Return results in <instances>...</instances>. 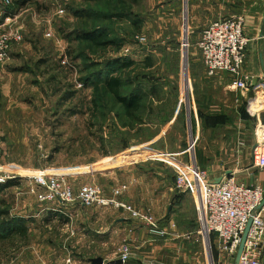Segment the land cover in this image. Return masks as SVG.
I'll list each match as a JSON object with an SVG mask.
<instances>
[{"label":"rangeland","instance_id":"1","mask_svg":"<svg viewBox=\"0 0 264 264\" xmlns=\"http://www.w3.org/2000/svg\"><path fill=\"white\" fill-rule=\"evenodd\" d=\"M11 1L7 7L0 0V34L10 29L21 39L11 43L7 57L0 60V165L15 173L13 185L0 191V264H52L55 254L63 253L86 264L89 250L70 235L64 225L69 217L56 215L55 203L39 202L23 175L43 169L66 175L79 185L88 183L89 173L99 176L113 170L110 167L128 163L131 157L139 158L134 156L139 151L136 147L150 135L148 124L130 126L102 82L95 78L86 85L82 82L84 75L112 56H129L135 61L114 74L122 78L123 91L134 85L143 91L140 110L144 122L150 121L151 105H158L160 111L164 104H180L181 117L169 130L167 146L158 149L176 152L190 148L191 133L193 139L197 135V112L213 111L210 104L226 97L222 86L213 85L215 77L206 75L197 46L201 30L212 21L206 16L212 13V6L207 12L201 4L198 12L188 9L184 15L183 0ZM231 4L223 0L221 18L229 17L231 11L237 13L229 11ZM85 6L91 11L86 22L71 11ZM59 8L64 11L58 12ZM132 21L137 22L136 28ZM96 25L108 26L116 42L94 45L75 36L76 29ZM253 93H245L241 108L255 119L246 109ZM198 142L185 154L194 155ZM123 153L128 157L120 162ZM176 205L173 201L171 206ZM109 213L103 212L102 218ZM194 218L196 222V215ZM18 224L25 227V233L12 230L6 234ZM186 230L180 226L171 232ZM42 243L56 247L45 263L38 248ZM201 251L208 264L203 248Z\"/></svg>","mask_w":264,"mask_h":264},{"label":"crops","instance_id":"2","mask_svg":"<svg viewBox=\"0 0 264 264\" xmlns=\"http://www.w3.org/2000/svg\"><path fill=\"white\" fill-rule=\"evenodd\" d=\"M167 1L172 3L178 0ZM225 1L236 4L228 7L229 11L237 12L231 11L230 16L242 13L245 17L243 33L249 42L246 46L244 68L256 79L264 82L263 41L258 38L264 32V0H238L239 4L236 0ZM184 2L185 0H183V11H185ZM186 3V9H190L192 13L198 12L201 4H203L201 6L203 10L207 12L211 11L210 6H212V13L206 15L211 16L212 21L223 17L221 16L223 0H186ZM212 77H215L213 85L222 86L221 93L226 97H223L219 103L209 106L213 109V111L210 109V113L218 116L217 122L204 125L197 116L196 128L199 142L194 154L196 162L213 181L228 175L234 177L237 182L246 185L259 184L264 189V168L257 166L253 156L257 132L262 131L261 136L264 138V108L259 113L261 129H258L257 119L249 118L244 107L241 108L245 92L238 94V92L228 91L227 89L234 90V88L231 86V78L226 73ZM256 79L254 78L253 82ZM171 113V118L166 123H162L154 116L152 121L139 125L148 124L151 133L148 137L141 139L138 146L136 145L139 151L134 156H138V159L131 157L132 160L128 163L121 167H118L119 164L110 167L113 170L100 172L99 176L89 173L91 177L88 181V183H96V179L100 180L99 185L105 197L111 196L113 188L125 185L126 188L121 191L117 200L140 212L150 214L159 228L166 231V234L159 235L151 232L149 224L136 219L122 207L97 205L85 207L77 202L48 203L57 205L52 208L56 215L62 219L63 216L69 217V221L65 219L64 225L69 227L71 236L74 234L76 243L81 240L82 245L89 250L87 259L95 256L102 257L104 261L118 259L117 250L123 242L131 245L132 254L128 261L121 264H205L202 248L210 264L208 244L211 254L215 257L214 237L211 236L208 242L200 232L195 198L189 191L176 190L174 184L172 164L185 160L184 158L188 155L180 154L184 149L176 152L158 149V146L162 148L167 146L169 130L181 117L180 104L171 107ZM137 127L135 129H138ZM161 152L170 156L174 155L173 159L162 157V155L154 156ZM173 201L178 204L176 208L171 206ZM262 204L261 216L264 219V200ZM103 212L110 213L102 218ZM161 225L165 226L161 227ZM180 226H184L187 230L176 234L171 232H174L175 227L179 229ZM38 248L45 257L42 258L44 263L49 254L56 253V247L49 243H42L38 245ZM261 249V264H264V238ZM65 256L64 253L62 256L55 254L52 264H61ZM86 264H89V261Z\"/></svg>","mask_w":264,"mask_h":264},{"label":"built area","instance_id":"3","mask_svg":"<svg viewBox=\"0 0 264 264\" xmlns=\"http://www.w3.org/2000/svg\"><path fill=\"white\" fill-rule=\"evenodd\" d=\"M8 6L11 0H3ZM59 8L58 12H63ZM11 21V16L5 17ZM245 17L235 14L209 22L200 32L197 46L202 55V62L207 76L212 77L226 73L231 78V86L241 93L253 91L252 97L247 99V112L257 119V128L261 129L258 118L264 108V82L246 72L245 52L249 39L243 33ZM47 35L51 33L47 31ZM263 41L264 32L258 37ZM20 34L6 30L0 34V60L7 57L10 44L18 42ZM188 43V42H187ZM185 43V46L188 44ZM256 79L253 82V79ZM260 95H257L259 94ZM257 132L253 156L258 167L264 168V138ZM190 148L184 149L180 154L193 149L197 140L190 136ZM127 153H123L120 162ZM169 157L166 153H157L154 156ZM164 155V156H163ZM176 157V156H175ZM187 160L176 161L174 168V184L179 191H189L197 203L200 232L207 241L214 237L215 257L211 254V264H233L236 252L249 218L251 223L239 256L238 264H261V243L264 238L263 210L264 189L259 184L246 185L237 182L232 176H224L219 182L209 179L206 172L197 164L195 155H188ZM14 171L7 166L0 165V183L14 178ZM21 176V175H20ZM29 183V191L36 195L41 203H79L82 206H114L128 210L133 217L144 221L150 226V231L159 235L166 234L159 228L157 222L150 214L134 209L122 201L117 200L125 185L113 188L110 197H105L102 188L96 183L71 182L66 175L51 173L43 169H35L23 175ZM118 258L123 262L129 260L132 254L131 245L123 242L118 247ZM61 264H78L70 255H66Z\"/></svg>","mask_w":264,"mask_h":264},{"label":"trees","instance_id":"4","mask_svg":"<svg viewBox=\"0 0 264 264\" xmlns=\"http://www.w3.org/2000/svg\"><path fill=\"white\" fill-rule=\"evenodd\" d=\"M83 2H90L92 0H82ZM98 1V0H93ZM12 3V1H11ZM9 6V5H8ZM7 6V7H8ZM72 15L75 18H79L84 22L90 20L91 11L88 9V6L78 7L76 9H71ZM124 13V11L122 12ZM124 18L126 14L123 15ZM131 24L136 28V21H132ZM75 36L81 38L87 42H90L94 45H108L115 43V38L112 37L111 29L108 26L104 25H96L87 29H76L74 31ZM67 38H70L69 36ZM76 38V37H75ZM146 60H144L145 62ZM134 60L129 56H112L110 58L105 59V61L100 65V67H96L90 73L84 75L82 82L83 84H88L96 80H99L103 83L105 90L111 95L112 99L119 104V106L123 110L124 116L127 118V121L130 126H136L145 123L143 120L144 114L141 113V107L143 105L144 93L137 85L129 87L128 90L123 91V83L122 78L114 73L122 68L130 67L134 64ZM146 65V62L144 63ZM148 66V65H147ZM87 68V67H86ZM199 105V104H198ZM165 106L160 111H158V105H151L149 111V119L152 120L153 117L157 118L162 123H166L171 118V106L164 104ZM197 116L202 120L204 125L213 124L217 122V115L211 114L210 111H199L197 112ZM142 129V127L140 128ZM13 178L7 179L6 181L0 183V191L3 189L10 187L13 185ZM15 228H8L7 233L9 231H14L17 233H25V227L21 225H16ZM5 236V235H3ZM2 237V236H0Z\"/></svg>","mask_w":264,"mask_h":264},{"label":"water","instance_id":"5","mask_svg":"<svg viewBox=\"0 0 264 264\" xmlns=\"http://www.w3.org/2000/svg\"><path fill=\"white\" fill-rule=\"evenodd\" d=\"M184 7H185V11H184V15H185V13L187 12V9H186V7H187L186 0L184 2ZM183 62H184L185 65H187V54H186V51H184ZM219 181H220V178L216 179V181H214V182H219ZM250 223H251V218H249V220L247 222V225H246V228L244 230V233L242 235L240 245L238 247V250H237L236 255H235V258H234V264H238L239 256H240L241 251L243 249V244H244V241H245V238H246V235H247V232H248ZM208 255H209V260H210V264H211L212 257H211V250H210L209 244H208ZM88 261H89V264H121V263H123V261L121 259H119V258L118 259H112V260L104 261L103 258L100 257V256L90 257L88 259Z\"/></svg>","mask_w":264,"mask_h":264}]
</instances>
